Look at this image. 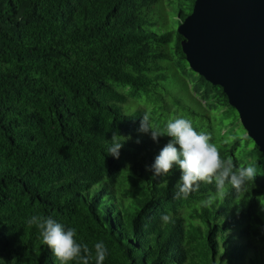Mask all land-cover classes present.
<instances>
[{"label":"trees","instance_id":"16d2710c","mask_svg":"<svg viewBox=\"0 0 264 264\" xmlns=\"http://www.w3.org/2000/svg\"><path fill=\"white\" fill-rule=\"evenodd\" d=\"M194 4L0 0V264H61L26 224L35 214L75 228L89 264L98 242L108 248L103 264H264V152L231 137L237 110L187 61L178 27ZM207 110L228 130L220 140ZM145 113L160 128L190 120L234 169L254 166V181L222 195L200 182L173 199L179 166L158 178L146 169L172 137L140 132ZM113 132L130 137L118 159L107 152Z\"/></svg>","mask_w":264,"mask_h":264},{"label":"water","instance_id":"95a60500","mask_svg":"<svg viewBox=\"0 0 264 264\" xmlns=\"http://www.w3.org/2000/svg\"><path fill=\"white\" fill-rule=\"evenodd\" d=\"M179 30L191 68L223 87L264 152V0H196Z\"/></svg>","mask_w":264,"mask_h":264},{"label":"clouds","instance_id":"9594fccd","mask_svg":"<svg viewBox=\"0 0 264 264\" xmlns=\"http://www.w3.org/2000/svg\"><path fill=\"white\" fill-rule=\"evenodd\" d=\"M139 131L150 134L156 142H159L162 136L172 137L160 154L156 156L154 163L146 166V169L152 172L153 177L158 178L170 174L174 165L179 166L182 175L174 186L173 199H186L190 193L199 191L200 182L209 184L214 182L217 194L220 195L223 194L227 185H231L235 190H240L246 187L250 181H254L257 175L256 168L252 165L234 169L231 158L223 159L221 157L218 147L211 142V135L204 132L198 133L193 128L192 122L186 118L178 117L169 120L165 128H160L155 126L150 121L148 114L145 113ZM129 139L130 137L113 132L110 146L107 149L108 154L118 159L120 150ZM139 142L138 139L137 143ZM211 202V199L207 201V203ZM170 221H172L170 214L161 216L162 223L167 224ZM26 224L28 227L34 226L39 230L43 243L52 249L61 264H69L72 261H76L77 264H89L90 250L86 244L82 245L77 242L75 228L66 227L51 216L39 214L28 218ZM82 252L85 255H82ZM107 255L108 248L105 244L103 242L96 243L95 264H103ZM225 264H227L226 261Z\"/></svg>","mask_w":264,"mask_h":264},{"label":"rangeland","instance_id":"374dc122","mask_svg":"<svg viewBox=\"0 0 264 264\" xmlns=\"http://www.w3.org/2000/svg\"><path fill=\"white\" fill-rule=\"evenodd\" d=\"M168 12H169V17H170V25L171 26H174L175 28H176V26H177V24H175V20H176V7L174 6L173 8H171V9H169L168 10ZM179 27H180V25H179ZM179 27H178V29H179ZM178 85V87H170V92L172 93H175V92H177L178 91V89H179V86H181L180 84H177ZM191 85H193V84H191ZM149 101V99L148 98H144V102H141L139 105L138 104H135V106H134V108H133V110L132 111H137L138 109H139V107H144V106H146L145 104V102H148ZM203 103H205L204 102V100L202 101ZM156 102H154V101H152V102H150V103H148V107H145L146 109V111L147 112H150L151 113V107H152V104H155ZM204 111H206L205 109H203ZM208 111V110H207ZM170 112H171V110H170ZM168 113V112H166V114H164V116L167 118V116H169V118H174L176 115H174V113L172 114V113ZM220 112H218L217 110H213V111H208L207 112V114H209V116L213 119L212 120V123H213V126H212V130H214L215 131V135H214V137H216V139H222L223 137H225V133H227L228 132V130L226 129V130H223L222 132H219V128L220 127H222V124H221V122H220V119L219 118H215L216 117V114L218 115ZM227 116V118H229V115H226ZM233 116H235L236 118H237V116L236 115H232V117ZM238 118H239V115H238ZM238 118H237V121H238ZM231 122V123H233L234 124V126H235V130L233 131V134L231 135V137H236V135H238V136H241L242 138H244V141H243V143H246L247 142V136H248V133H247V131H246V129L244 128V126H243V124H242V122L239 124V123H237V124H235L234 123V117L232 118V119H229L228 120V122ZM239 121H241L240 120V118H239ZM228 134V133H227ZM213 137V136H212ZM228 139H229V137H228ZM250 149H251V146H250ZM252 150V149H251ZM242 157H244L245 159H246V156H245V153L244 152H242Z\"/></svg>","mask_w":264,"mask_h":264}]
</instances>
